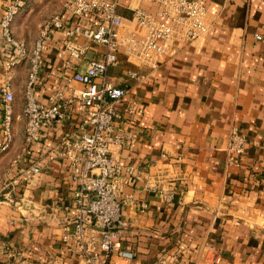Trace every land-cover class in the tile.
Here are the masks:
<instances>
[{
    "label": "crops",
    "instance_id": "crops-1",
    "mask_svg": "<svg viewBox=\"0 0 264 264\" xmlns=\"http://www.w3.org/2000/svg\"><path fill=\"white\" fill-rule=\"evenodd\" d=\"M202 1L209 23L203 37L172 42L155 68L121 50L108 69L111 81L138 101L135 117L126 121L135 137L115 153L134 173L126 182L132 194L123 211L128 223L110 264H264V0ZM30 2L13 22L15 36L30 47L53 14L61 13L68 27L74 24L63 1L44 17ZM137 7L163 19L153 0H120L118 12L132 33L142 29L133 21ZM89 19L99 22L96 15ZM67 38L89 44L81 60L70 57ZM104 51V45L81 34L53 29L44 39L36 99L52 104L57 89ZM29 68L24 60L8 69L0 53V264H85L79 255L64 251L61 239L63 224L73 229L69 218L75 184L68 175L69 160L49 158L63 136L80 134L82 115L75 102L69 118L44 127L40 141L27 143ZM130 70L144 76L131 77ZM7 79L15 95L8 146L1 92ZM71 84L84 87L77 80ZM233 124L249 142L240 161L228 164ZM35 164L41 166L36 174Z\"/></svg>",
    "mask_w": 264,
    "mask_h": 264
},
{
    "label": "built area",
    "instance_id": "built-area-1",
    "mask_svg": "<svg viewBox=\"0 0 264 264\" xmlns=\"http://www.w3.org/2000/svg\"><path fill=\"white\" fill-rule=\"evenodd\" d=\"M120 0H65L64 11L74 19L66 26L61 13H55L41 25L40 34L32 47L18 39L13 32V22L27 0H4L0 17V53L9 69L17 63L29 60V77L26 85L25 141L38 142L43 128L70 117V107L78 102L82 115L79 135L63 136L53 145L49 158L64 157L69 160V177L75 184L71 201V223L63 224L64 251L79 255L85 264H110L113 251L118 246L121 231L127 226L124 206L132 198L126 191L127 178L134 173L132 165L124 164L115 154L118 146L133 140L126 121L133 119L138 101L128 97V89L111 81L108 69L118 61V53L124 50L129 57L155 68L161 56L176 40L195 41L208 29L207 7L202 0H153L158 5L157 14L142 7L134 10L133 21L142 29L132 33L124 17L118 12ZM96 15L99 22L89 19ZM64 28L67 35L81 34L88 41L102 44L103 55L90 59L85 70H76L52 95L50 105L35 97V84L43 63L44 39L53 29ZM258 38L261 35L256 34ZM71 58L81 60L88 43H78L70 38L65 42ZM129 76L144 75L130 70ZM77 80L84 84L81 89L72 86ZM3 94V131L7 144L13 139L14 92L7 79L1 86ZM249 139L238 125L233 124L228 135L227 163L234 164L246 151ZM39 164L32 166L38 173ZM30 215L25 219L30 220ZM124 257H132L130 251H121Z\"/></svg>",
    "mask_w": 264,
    "mask_h": 264
},
{
    "label": "rangeland",
    "instance_id": "rangeland-1",
    "mask_svg": "<svg viewBox=\"0 0 264 264\" xmlns=\"http://www.w3.org/2000/svg\"><path fill=\"white\" fill-rule=\"evenodd\" d=\"M62 1L64 3L65 0H31L30 5L34 11L44 17L45 13H49V11L56 12L59 3L63 4ZM37 4L38 6H36Z\"/></svg>",
    "mask_w": 264,
    "mask_h": 264
}]
</instances>
